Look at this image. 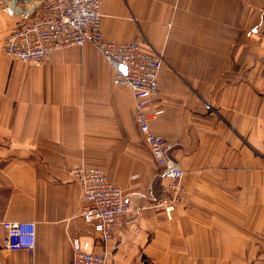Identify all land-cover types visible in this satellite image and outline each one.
I'll return each mask as SVG.
<instances>
[{
    "label": "crops",
    "instance_id": "1",
    "mask_svg": "<svg viewBox=\"0 0 264 264\" xmlns=\"http://www.w3.org/2000/svg\"><path fill=\"white\" fill-rule=\"evenodd\" d=\"M102 14L106 39L163 53L151 125L185 170L172 218L127 212L109 264H264V0H104ZM12 25L0 4V218L34 222L36 244L8 249L0 225V264H72L74 236L106 248L79 214L74 168H100L134 207L169 180L95 45L24 63L2 51Z\"/></svg>",
    "mask_w": 264,
    "mask_h": 264
},
{
    "label": "built area",
    "instance_id": "2",
    "mask_svg": "<svg viewBox=\"0 0 264 264\" xmlns=\"http://www.w3.org/2000/svg\"><path fill=\"white\" fill-rule=\"evenodd\" d=\"M104 0H0L13 25L2 40V51L24 63L41 65L55 50L92 43L113 69L115 85L129 87L134 94V117L140 134L156 164L169 180L166 194L159 199L144 198L134 207L125 199L123 189L111 182L98 167L74 168L80 182L84 204L80 215L92 225L106 246L102 253L83 249L79 237L71 238L72 264H109L108 243L122 217L132 209L163 210L172 218L185 190V170L169 153L170 143L151 125L163 109L157 106L159 74L164 55L142 37L114 42L102 31ZM6 231L8 249L32 250L36 244V224L0 218Z\"/></svg>",
    "mask_w": 264,
    "mask_h": 264
},
{
    "label": "rangeland",
    "instance_id": "3",
    "mask_svg": "<svg viewBox=\"0 0 264 264\" xmlns=\"http://www.w3.org/2000/svg\"><path fill=\"white\" fill-rule=\"evenodd\" d=\"M4 53V52H3ZM5 54V53H4Z\"/></svg>",
    "mask_w": 264,
    "mask_h": 264
}]
</instances>
